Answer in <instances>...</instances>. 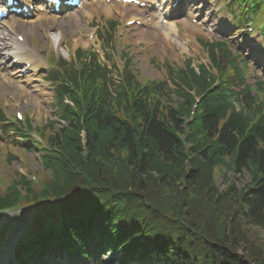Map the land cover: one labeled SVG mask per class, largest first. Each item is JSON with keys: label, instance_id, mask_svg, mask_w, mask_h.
I'll use <instances>...</instances> for the list:
<instances>
[{"label": "trees", "instance_id": "obj_1", "mask_svg": "<svg viewBox=\"0 0 264 264\" xmlns=\"http://www.w3.org/2000/svg\"><path fill=\"white\" fill-rule=\"evenodd\" d=\"M94 67L76 80L73 99L79 113L60 102L66 124L49 121L41 128L49 142L41 160L50 175L37 188L26 178L14 179L0 192V208L23 201L67 221L75 216L67 228L71 236L86 223L96 234L114 233L119 225L109 243L115 249L130 244L115 264H199L185 239L190 225L210 247L200 248L201 264H264V240L256 230L264 229V104L259 98L239 110L235 95L214 87L204 67L197 74L188 66L175 73L202 96L190 117L194 99L181 84L172 89L158 81L141 88L129 76L113 96L103 69ZM185 117L191 118L186 128ZM220 166L225 176L246 171L250 180L240 188L228 181L222 189L213 177ZM169 185L170 191L162 190ZM204 214L215 224L224 218L223 235L195 228ZM129 230L136 242L125 234Z\"/></svg>", "mask_w": 264, "mask_h": 264}, {"label": "rangeland", "instance_id": "obj_2", "mask_svg": "<svg viewBox=\"0 0 264 264\" xmlns=\"http://www.w3.org/2000/svg\"><path fill=\"white\" fill-rule=\"evenodd\" d=\"M183 1L184 2H181V4L189 2L190 0ZM229 2H231V0H229ZM204 3L206 4L204 5L203 10L197 9V11L203 13L204 15L202 17L210 19L211 23L214 21L211 17L215 18V20L217 17L218 21L225 16V13H230L229 8L227 7L229 4L225 0H205ZM105 4L106 2L104 1H90L89 3L84 4L82 12L75 13V16L70 19L61 15L56 16L55 19L50 18V20H42L44 17L42 15H45L46 13H35L34 17L40 19L36 27L33 28L36 34L35 43L37 46V55L41 56V54H43L49 56L50 54L51 56V54H55V56L69 60L70 54L73 56L76 52L77 57L81 58L83 57L81 56L83 52L85 54L88 53L87 49H90L95 45H100V39L94 40V42H89L82 32H78V29H84L87 26L95 28L94 26H96V29H98L99 32H108L113 38L112 41L107 43L108 47L102 51L100 58L107 69L114 72L115 76H117L115 73V71H117L116 68L122 69L127 62V60L124 61L121 58L122 53H129V58L133 62V70L127 68L131 71H135L139 77L137 80L138 82L142 83L144 80H150V84H153L160 79L166 78L169 80L172 88H178L175 85H172L174 84L171 79L172 76L169 77L168 70L164 67L163 62H168L170 67L178 69L185 67V64L190 60L191 67L198 70L200 64L209 65L210 56L207 55L202 46H207L206 50H209L210 46L206 44L208 40H223L227 43L231 42L234 50L240 54L242 59L249 63L250 71L247 79L251 83L255 80V75L256 77L264 78V71L256 64V57L258 56L256 55V47L262 45L261 43L264 44V19L262 15L255 17L256 22H262L261 26L256 25V29L249 32L250 37H247L246 42L245 40H241L242 35H237L238 33L233 34V36L237 37L235 42H233L232 39L225 37L228 40L227 41L226 39L221 38L224 37L222 35L225 34H215L208 30L207 26L211 29L214 26L215 28L223 30L222 25L217 24V21L213 22V25H210V23L206 21L207 26L201 22L192 21H190V25H187L183 23L186 17H182L183 19H179V31L172 34L168 30L167 25L163 24L161 21L160 13L162 11H147V9L140 11L137 14H134L133 10L130 12L132 15L146 17L147 21L152 20L153 23H150V26L125 28L122 23H120L121 16L119 15V12L121 13L123 9L118 8L112 3H107L110 7L108 14L104 11ZM220 5H222V9L226 7V9L224 8L222 11L224 13L223 16H221L216 9V6ZM233 6L235 8L233 10L235 15L236 13L240 15L239 12L248 7L247 3H239L238 7L235 4ZM213 8L214 12L212 13L210 10ZM101 10V14H97V12ZM191 10L195 11L194 8H191ZM259 10L260 13H263L261 11H264V4ZM129 15L130 14H128V16ZM17 21V30L20 32L22 28L21 24L24 20L19 19ZM112 21H119L118 24L115 25L114 31H112L113 28H111L114 25L109 24V22ZM45 24L52 25L48 26L52 29L50 32H46V34L40 31V27ZM64 24H67L68 26H64ZM6 26H8V24ZM60 27L63 28L59 29ZM245 30L244 27L241 32H245ZM259 30L260 32H258ZM230 37H232V35H230ZM252 39L254 41L259 39V42L255 47L249 45L254 43ZM47 63L44 62L43 64L38 65V71L35 72L38 75V77L36 76V79H33L32 74H21L20 69L11 68L9 63L0 66V109L5 112L4 114L8 119H10L11 116H14L16 111H20L23 113L24 117L30 116L33 123L37 126L38 124L46 123L50 119L56 120V114L54 115V89L52 83L46 79V77L49 76L50 71L53 69L51 66H48ZM250 77H254V79L252 80ZM169 100L170 99H167V103H172ZM186 119L191 120L190 117H185L184 120L186 121ZM48 132L49 131L47 130V134ZM36 137V135L32 136V138ZM16 140L17 138L15 135L12 132L7 131L4 124L0 122V192H4L6 189L5 187L12 183L14 179L18 181L22 178L33 181V184L35 185L34 188H37L40 184H43L46 177L50 175L49 170L43 167L42 162L38 157V152L35 150H28L24 144H20L16 142ZM214 169V181L222 189L226 188L228 181L230 183L234 182L235 185L240 188L250 180V175L246 171L242 173L229 171L227 173L228 175L225 176L224 167L220 166ZM34 180L36 182H34ZM163 184L165 183H162L161 185ZM161 188L165 192H168L172 189V186L169 189ZM171 201L173 202L174 198H172L170 202H166L165 206L168 207L171 204ZM27 205L28 204L23 203L7 212H0V223L6 222L7 227L15 225L19 226V223L21 226L24 224L27 225V222L25 221L34 217V214L37 211L35 205ZM204 209L207 211V207H204ZM199 219L201 225L198 223L195 225V228L201 233L210 231V234L214 237L223 235L225 229L224 218L221 222H216V224L212 220H208V217L205 214ZM206 220H208V222H206ZM190 226L189 228L188 226H185L186 229H189V234L183 228L187 233L185 239L189 240L191 243V245L188 246L189 254L201 264L205 254L203 251H200V248L206 247V249L209 250L210 247L207 248V244H205L200 238L198 233L194 232L195 229ZM256 230L261 234L260 237L264 240V229L256 228ZM17 232V235H19L21 230ZM0 249L3 253L12 257L7 249ZM177 261L180 260L178 259Z\"/></svg>", "mask_w": 264, "mask_h": 264}, {"label": "bare ground", "instance_id": "obj_3", "mask_svg": "<svg viewBox=\"0 0 264 264\" xmlns=\"http://www.w3.org/2000/svg\"><path fill=\"white\" fill-rule=\"evenodd\" d=\"M33 3H34V0H26L25 5L30 6ZM104 11L109 14V11H110L109 5H107V4L104 5ZM177 14H179L181 16L184 15V14H181V13H177ZM42 16H44L42 20H50V18H52V17H49L47 15H42ZM34 18H35L34 15L32 17L27 16V17H25L23 23L21 24L22 25V28H21L20 32H22L25 37H24V40H23L22 43L17 40V42L20 45L22 44V47H19L18 50L14 52V55H15V57H18L19 62H22L23 60H26L27 62H30V60H28V59L30 57H34V50L35 49H33L30 46V44L27 43V41L29 42L30 40H34V38H36L35 37L36 34L34 32L35 30L33 28L36 27V25L38 24V22L40 21V19H36V18L34 19ZM54 19H55V17H54ZM211 19L212 20H215V18H213V17H211ZM215 22H216V20H215ZM152 23H153V21H152ZM41 25H43V24H41ZM16 26H18V22L11 21L9 23V28L11 30H15L14 28ZM48 26H52V25H46L45 24L44 26H41L40 27V31L42 33H45V34H46V32H50V30L52 28L51 27H48ZM64 26H68V25L67 24L66 25L64 24ZM62 28L63 27H60L59 29H62ZM35 57H36V55H35Z\"/></svg>", "mask_w": 264, "mask_h": 264}]
</instances>
